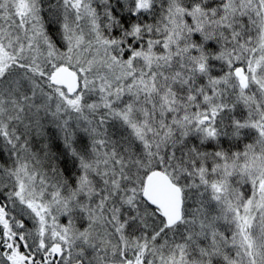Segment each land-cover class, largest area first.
<instances>
[{
  "label": "snow or ice",
  "instance_id": "6c2138e0",
  "mask_svg": "<svg viewBox=\"0 0 264 264\" xmlns=\"http://www.w3.org/2000/svg\"><path fill=\"white\" fill-rule=\"evenodd\" d=\"M0 264H264V0H0Z\"/></svg>",
  "mask_w": 264,
  "mask_h": 264
},
{
  "label": "rangeland",
  "instance_id": "374dc122",
  "mask_svg": "<svg viewBox=\"0 0 264 264\" xmlns=\"http://www.w3.org/2000/svg\"><path fill=\"white\" fill-rule=\"evenodd\" d=\"M241 147H243V145H241Z\"/></svg>",
  "mask_w": 264,
  "mask_h": 264
}]
</instances>
